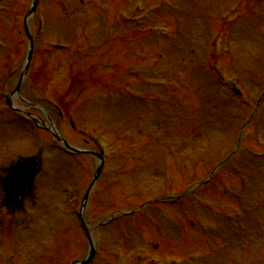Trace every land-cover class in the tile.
I'll use <instances>...</instances> for the list:
<instances>
[{
  "label": "rangeland",
  "instance_id": "1",
  "mask_svg": "<svg viewBox=\"0 0 264 264\" xmlns=\"http://www.w3.org/2000/svg\"><path fill=\"white\" fill-rule=\"evenodd\" d=\"M32 1L0 0V206L13 161L40 153L44 169L17 212L0 208V264H72L89 251L65 200L67 190L83 198L96 159L68 156L49 132L32 131L7 108L29 46L25 26L35 49L22 96L71 144L94 148L103 130L111 151L86 210L90 229L104 223L94 264H164L166 257L264 264V154L243 133L248 127L264 142V95L255 115L264 89V0H142L146 19L136 0H40L42 31L29 14ZM133 14L139 20H128ZM158 24L171 30L170 40L151 32ZM218 33L223 38L214 40ZM233 83L243 98L228 88ZM150 200L158 204L105 223ZM241 221L244 233L234 224Z\"/></svg>",
  "mask_w": 264,
  "mask_h": 264
},
{
  "label": "water",
  "instance_id": "2",
  "mask_svg": "<svg viewBox=\"0 0 264 264\" xmlns=\"http://www.w3.org/2000/svg\"><path fill=\"white\" fill-rule=\"evenodd\" d=\"M38 3V0H34L31 6V9L29 11V14L33 13L35 11L36 5ZM28 33V36L31 40V36ZM32 53H33V44H32V40H31V45H30V49L26 58V62H25V70L23 72V76L26 73L31 58H32ZM22 82V79L18 85V87L16 88V91L19 90L20 88V84ZM55 137L61 142L63 143V145H65L66 147L70 148V145L64 141V139L62 138V136L57 133L56 131L53 132ZM34 168L32 167V163H28L24 166H21L19 168H17L15 171H13V173L8 177L6 183L4 184V188L5 191L7 192L8 196L10 198H12L14 201H17L18 198L24 194V192L26 191L27 187L30 185L31 183V175H32V170ZM100 171V169H99ZM98 174V172H97ZM97 177V176H96ZM84 225V222H83ZM85 226V225H84ZM89 237V234H88ZM94 257V251L93 249L91 250L90 254L88 255L87 259L78 262V264H89Z\"/></svg>",
  "mask_w": 264,
  "mask_h": 264
}]
</instances>
